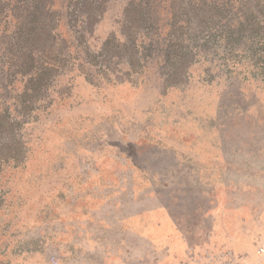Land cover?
<instances>
[{"label":"rangeland","instance_id":"374dc122","mask_svg":"<svg viewBox=\"0 0 264 264\" xmlns=\"http://www.w3.org/2000/svg\"><path fill=\"white\" fill-rule=\"evenodd\" d=\"M15 1L0 0V79L5 62L39 76L0 91V264H136L119 253L136 227L143 264H181L176 237L199 230L242 259L237 241L264 248V9L227 47L205 43L223 23L203 31V1L233 13L221 0H165L137 34L130 0L88 6V25L76 0L49 17Z\"/></svg>","mask_w":264,"mask_h":264},{"label":"trees","instance_id":"16d2710c","mask_svg":"<svg viewBox=\"0 0 264 264\" xmlns=\"http://www.w3.org/2000/svg\"><path fill=\"white\" fill-rule=\"evenodd\" d=\"M29 1L28 0H16L15 4L17 6L19 4H26L29 9L36 7V5L38 4V2L34 0H29ZM221 1H223V3L225 1L228 4L233 5L234 6L232 8L233 13L228 14L226 9L224 8L226 4H222V7H218L215 5L214 2L207 4L205 1H203V31L204 33L208 32L209 29H211V26L214 25L216 22H220V24L223 23L221 26L217 27L219 33L215 35L214 37L210 35L207 36L205 43L209 44L210 42L214 41V39L218 38L220 44H223L228 47V46L235 45L240 39H242L243 37H246L244 35L245 33H247L248 35L247 38L249 37L253 38V36L251 35L253 34V30L255 26L259 23L257 15L258 13L263 12L264 6H261L259 3L254 5V1H250L248 3L243 2V1L235 2L232 0H221ZM74 2L75 0H60V3L58 6H55L56 5L54 4L55 0H43V2H40V3H42L43 5L45 16L49 17L50 15L58 13V10L56 7H58V9L60 10L68 11V9H70L73 6ZM105 2H107V0H76L75 6L76 8L79 7V9H84L85 12H87V16L85 15V18H86V22L88 25L89 21H88V10H86L87 7L91 5H94V6L103 5L105 4ZM164 2L165 0H130L129 1V3L126 6L127 9H125V13L127 12L128 14L130 9H136L138 16H137V20L133 22V28L135 29L136 34L139 33L142 28H147L146 26L149 24L148 23L149 21L146 18L147 16L145 15L154 14L153 17H155L157 15H160V13L164 12L162 10V8H164L163 7ZM55 8L56 10H54ZM204 8H206V10ZM149 11H153V13ZM157 21L158 20L156 19L155 24L157 23ZM183 21H182L183 24H185L187 23L188 20H183ZM35 22H36L35 20L33 21L30 20L29 24L33 25V23L35 24ZM56 23H52L50 24L51 26L48 25L49 27L46 28L47 38L45 39V42L50 38V36L52 35H54V37L57 36ZM95 24H97V21L95 22ZM155 24H153V22L151 21V25H149V27L154 28ZM129 25L132 26L131 23H129ZM160 27L161 28L166 27L167 29H171L172 31L173 24L170 27L167 24H164L163 26H160ZM28 32H29V36H34V35L36 36V33L33 30V26H31V28L28 29ZM13 34H14V30L12 31L1 30L0 37L5 38V39L10 38V37L12 38ZM121 34L123 35V33L119 32L120 36ZM167 37H169V42L167 41L166 51H165L166 53L163 54V57H165L166 61H169L170 57H169V51L167 50V48L168 46L170 47V42H171L170 39L172 38V34L168 35ZM124 38L125 37L123 36V39H122L123 43L121 44L122 46L127 45V40ZM74 40H75L74 37H71V36L68 39L69 43L72 45L70 47L72 48L77 47L73 45ZM107 41L108 39L102 43L103 50H104L105 45L108 44ZM133 43L134 41L130 42V44L132 45ZM65 48H67V46H65ZM32 51L33 49L31 50V52ZM31 62H33V58H31ZM3 66H4V70L3 71L1 70L2 78L0 79V91H4L8 93L9 91H11V89L12 90L14 89V86H18L22 84V89L20 93L15 94V97L13 98L19 99V98L24 97L29 92V90L32 89L31 86L35 84V80L39 76L38 69L33 67V63H31L28 67H26L25 65V66H21L17 68V70H15L16 72L12 71L11 62L9 63L5 62ZM173 72H175V70ZM4 124L5 123H1L0 126H4Z\"/></svg>","mask_w":264,"mask_h":264},{"label":"crops","instance_id":"0c3cea01","mask_svg":"<svg viewBox=\"0 0 264 264\" xmlns=\"http://www.w3.org/2000/svg\"><path fill=\"white\" fill-rule=\"evenodd\" d=\"M213 217V216H211ZM136 221H137V216L135 217ZM142 227H136L135 232H130V233H123L120 238L121 241L120 243L124 244V239H125V243L127 239H134V241L131 242L132 245H130L129 247L127 246H121L119 247V253L125 256V260L127 259V255H131L134 253V255L137 257L136 258V264H143V260L142 257H140L138 259V255L143 254V233H142ZM203 233V234H202ZM207 233V231H203L201 232V230L197 231V238L196 240H192L193 242H191L190 239H188V237L184 234L181 233V236H177L176 237V244L174 246V249L177 250L176 254L180 255L181 258L186 254V250L188 249H193L198 247L202 241L203 238L206 236L205 234ZM134 236V237H133ZM186 236V237H185ZM235 239V238H234ZM237 244L241 250V252L245 253L244 259L246 264H264V255L263 254H259L258 250H255L253 247H248L249 244L247 242H240L237 241ZM112 251H108L107 249H105L104 254H111ZM238 254V253H237Z\"/></svg>","mask_w":264,"mask_h":264},{"label":"built area","instance_id":"2783aa9c","mask_svg":"<svg viewBox=\"0 0 264 264\" xmlns=\"http://www.w3.org/2000/svg\"><path fill=\"white\" fill-rule=\"evenodd\" d=\"M198 245L186 250L181 264H246L234 249L212 234H207ZM258 253L264 255V248H258Z\"/></svg>","mask_w":264,"mask_h":264}]
</instances>
